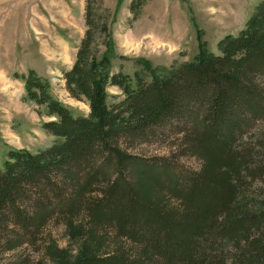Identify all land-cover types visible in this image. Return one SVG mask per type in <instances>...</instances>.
I'll return each mask as SVG.
<instances>
[{
    "label": "trees",
    "instance_id": "obj_1",
    "mask_svg": "<svg viewBox=\"0 0 264 264\" xmlns=\"http://www.w3.org/2000/svg\"><path fill=\"white\" fill-rule=\"evenodd\" d=\"M85 22L63 79L87 116L72 115L34 72L24 78L27 98L53 118L42 128L55 140L37 153H7L0 254L35 244L56 220L81 244L70 261L47 246L59 264H264V199L249 200L264 197V131L248 137L264 121V5L238 36L218 42L220 55L205 50L198 31L192 61L171 70L143 61L151 78L136 85L111 72L108 49L97 56L91 0ZM100 30L111 45L105 23ZM111 86L121 100L108 101ZM170 137L174 158L128 150ZM178 155L195 156L199 168H181ZM105 245L111 251L98 253Z\"/></svg>",
    "mask_w": 264,
    "mask_h": 264
},
{
    "label": "rangeland",
    "instance_id": "obj_2",
    "mask_svg": "<svg viewBox=\"0 0 264 264\" xmlns=\"http://www.w3.org/2000/svg\"><path fill=\"white\" fill-rule=\"evenodd\" d=\"M91 1L97 56L108 49L111 72H123L134 85L139 80L150 81L143 61L166 70L192 61L199 52L198 31L205 50L220 55L218 42L225 36H238L264 5V0ZM133 3L134 13L130 10ZM85 8L86 0H0V169L8 151L37 153L55 140L42 128L44 121L53 119L47 116L46 107L26 96L24 78L29 72L46 81L52 97L72 115H88L87 102L69 96L63 79V73L75 62L85 34ZM102 23L111 36L109 46L107 36L100 30ZM107 93L110 103L123 98L116 86L109 87ZM263 131L264 121L257 120L248 137L259 136ZM173 138L142 143L128 150L145 159L174 158L178 141ZM175 161L186 170H197L200 165L191 155H178ZM253 195L249 197L251 203L264 199ZM167 198L174 201L169 195ZM34 240L35 244L0 254V264H59L58 255L55 258L47 253V246L64 250L69 261L81 247L56 220L44 226ZM110 251L111 247L105 245L98 253Z\"/></svg>",
    "mask_w": 264,
    "mask_h": 264
}]
</instances>
